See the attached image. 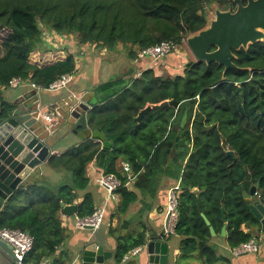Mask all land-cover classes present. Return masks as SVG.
<instances>
[{"label":"trees","instance_id":"trees-1","mask_svg":"<svg viewBox=\"0 0 264 264\" xmlns=\"http://www.w3.org/2000/svg\"><path fill=\"white\" fill-rule=\"evenodd\" d=\"M212 5L236 8L233 0H0V29L8 31L0 42V113L10 107L2 91L14 78L47 87L62 75L75 76L73 54L42 67L29 63L34 52L54 51L45 42V33L53 32L77 48L96 45L110 51L119 44L128 46L133 62L141 51L162 42L182 46L188 36L207 26V8ZM233 54L237 70H228L224 80L223 67L188 61L173 76L161 75L159 66L138 76L127 69L90 90L97 103L86 115L87 126L99 131L110 148L85 139L50 156L47 166L64 173V182L56 188L36 180L24 183L1 208L0 230L18 229L33 238L27 264L44 259L69 263L67 254L59 252L65 238L60 203L73 205L84 192L75 215L82 218L94 212L92 196L85 193L90 163L120 181L111 219L139 205L121 228L136 222L143 229L115 237L117 260L145 244L144 214L153 209L169 182H177L180 189L174 235L180 238L184 258L196 253L202 264H217L209 227L218 237L225 227L223 239L230 249L257 240L252 227L260 233L259 222L244 200L253 186L257 188L252 200L264 199V41ZM163 101L178 106L152 110L135 121L139 111ZM125 163L132 176L127 185ZM242 172V182L236 183ZM115 232L111 231L113 236Z\"/></svg>","mask_w":264,"mask_h":264},{"label":"water","instance_id":"water-1","mask_svg":"<svg viewBox=\"0 0 264 264\" xmlns=\"http://www.w3.org/2000/svg\"><path fill=\"white\" fill-rule=\"evenodd\" d=\"M233 3L236 5L234 11L215 7L214 17L208 21L207 26L185 39V45L196 62H204L206 65L215 63L223 67L222 80L228 70H237L233 64V51L246 50L249 45L264 41V0H245V5L242 0H233ZM68 100L62 114H58L61 116L60 124L65 123L80 140L93 139L101 143L104 149H109L110 143L105 137L87 126L86 115L96 105V97L72 96ZM168 106L176 108L178 103L163 101L158 105L146 106L139 111L135 121L140 122L152 110L161 111ZM40 110L36 99L21 95L12 101L5 112L0 113V211L18 187L41 174L42 166L51 156L50 143L58 125L46 130L43 121L36 119ZM243 178L244 172L235 179L236 183H241ZM256 188L251 187L244 203L259 222L260 234L264 235V199L252 200ZM60 207L67 216L76 213L74 205L60 203ZM222 220L225 221V217L222 216ZM209 231L212 236L215 235L211 227ZM224 235L225 227L221 229V236ZM162 239V236L147 233L144 246L134 256L123 257L121 260L112 258L110 252L88 239L80 250L78 264H168V247ZM0 264H16L12 250L1 241Z\"/></svg>","mask_w":264,"mask_h":264},{"label":"crops","instance_id":"crops-1","mask_svg":"<svg viewBox=\"0 0 264 264\" xmlns=\"http://www.w3.org/2000/svg\"><path fill=\"white\" fill-rule=\"evenodd\" d=\"M0 30H5V29H0ZM72 43H73L72 41L69 42L64 41L63 43H59V45H64L63 48L67 49L68 47H70ZM86 46L87 45L82 46L81 48H85ZM74 47L77 49L76 45ZM92 47H96V45H93ZM58 51H61V53H63L62 49L60 48L58 49ZM71 54L75 56L77 72L75 76H72L71 82L65 87V89L54 92H46V91L37 92L30 88L29 84L31 83L24 81L16 87H8L7 89L3 90L2 96L4 101L7 102L8 104H11L16 97L21 95H28L38 101V104L40 105V109L42 112L47 114L57 112L60 115L62 114L63 108L65 107L64 104L66 103V101H69L68 100L69 97L72 96H75L76 98L91 97L92 94L90 93V90H92L95 86L101 84L100 80H95L94 75H91L96 72V67H93V69H91L89 75L84 74L83 72H81V69L83 67L88 68V65H85L82 59V56L85 53H79V55L78 53H71ZM31 55L34 58L42 54H39L38 52H34ZM48 55L50 54L45 53L43 57ZM65 58L66 57L64 56L59 57L56 61L63 60ZM167 60L168 58L164 59V61ZM56 61H50L48 63L42 64L41 62H38V59L37 61H32L31 56L29 57V63L35 64L39 67L53 64ZM159 63L151 62L149 59L138 58L137 60L131 62V66L133 67V73L139 74L141 71L148 68L157 69ZM179 66L180 65H176V68L173 70L177 72ZM163 67L168 70L172 66H170L169 68L167 66H163ZM60 117L59 116L53 117L52 127L54 128L57 125L58 127L56 131H54L53 133L54 138L50 143L51 151H52L51 156L58 155L80 143V139L71 133V131L67 128L65 123L62 125L60 124V120H61ZM44 124L46 128V123ZM72 136L76 137L78 140L75 142L68 141L66 144L62 145L63 140L67 141ZM53 172H54L53 170L49 169L46 162L42 166L41 174L37 175V177L34 179H29L28 181L36 180L40 184L44 183V185L46 186H49L51 188H56L57 185L64 182L63 178L65 174L59 172L57 177L54 175H49V174H53ZM99 175H104V174H102V172L99 171L93 163H90L86 168V176L87 179H89V184L87 186L85 193L88 192L92 196L95 209H97L103 204L106 195L105 191L95 183V179ZM175 185H177V182L166 183L165 189L161 190L158 193V198L153 209L147 214H144V224L146 226L145 241L147 240V233H151L153 236H162L163 237L162 242L165 243L168 247V264H202V259L196 253L189 258L183 257L182 252L179 249L180 238L177 235L174 234L167 236L163 235L164 229L167 224L166 221L167 217L165 214L166 192L168 191V189L172 188ZM83 194L84 192H80L78 194V198L73 204L75 207L79 202L82 201ZM65 205H70V204H65ZM107 207L108 208L104 217L103 224L96 231L87 230V229L84 230L76 229L74 221H75V217L77 216L75 214L71 216H67L65 213L62 212V210H60L59 222H60V227L64 232L65 238H64V243L61 245L59 249V252L61 251L67 254L68 258L70 259L68 264H78V256L80 254V250L84 242L88 239H91L92 242L96 243L99 246H102L105 251L110 252L112 254V258H115L114 257V249L116 246L115 237L126 236L129 233L136 234L143 229V226L142 225L137 226L136 222L130 223L128 228L125 229L121 228L124 223L131 221L132 216L137 213L139 207L138 203L133 204L129 208L128 212L125 215H123L124 217L118 216L119 217L118 220L115 219L116 216H114V218L111 219V216L114 215V209L116 208V203L109 202ZM120 218H122L123 220L122 223H119ZM119 224H121V226H118ZM114 230L116 232L114 233L113 236L111 231ZM242 230L244 232H248L249 228L243 226ZM253 232L255 233L254 236L255 237L257 236L256 241L258 243L259 250L255 253H248L243 255H234L232 253V249L229 248L227 242L225 241V239H223V236L218 237L213 235L214 237L212 236L211 244L215 247V251H216L215 255L218 259L217 264H264V245L260 244L261 242L263 243L264 236L256 232L255 230ZM143 246L137 247L136 249H141ZM28 258H30L29 255L27 259ZM41 262L50 263L49 260H45V259Z\"/></svg>","mask_w":264,"mask_h":264},{"label":"built area","instance_id":"built-area-1","mask_svg":"<svg viewBox=\"0 0 264 264\" xmlns=\"http://www.w3.org/2000/svg\"><path fill=\"white\" fill-rule=\"evenodd\" d=\"M45 42L54 46L59 43H63L62 40L58 38V36L54 35L53 32L45 33ZM185 44V40L183 41ZM178 48L177 45L171 42H162L158 45L149 47L144 49L138 54L139 59H149L151 62H161L164 60L170 53H174ZM137 76L139 74H136ZM72 75L65 74L57 78L53 83L48 85L47 87L36 86L34 84H29L30 88L37 91H46V92H54L58 90L65 89V87L71 82ZM20 83H22L18 79H12L9 81V87H16ZM58 116V113L47 114L42 112L41 110L37 112L36 119L42 120L46 123V130H49L53 125V117ZM124 173L127 175V185L131 182L132 176L130 172V166L128 164L122 165ZM95 183L101 187L106 195L103 204L94 210V212L90 216L86 217H75V227L79 230H84L89 228L92 231L98 230L104 221L105 214L107 212V206L109 202H117V197L115 195V191L120 186V181L116 179L113 175H99L95 179ZM180 193V189L178 185L173 186L168 189L166 192V206H165V214L167 217V224L164 229V236L174 234V228L177 222V202L178 195ZM0 241L5 243L10 249L15 257L16 264H27V257L33 250V238L18 229H1L0 230ZM139 249H134L130 251L124 258L134 256ZM259 250L258 243L255 239H251L248 242L242 243L237 247L232 249V253L234 255H243L248 253H255ZM39 264H52L48 262H41Z\"/></svg>","mask_w":264,"mask_h":264},{"label":"rangeland","instance_id":"rangeland-1","mask_svg":"<svg viewBox=\"0 0 264 264\" xmlns=\"http://www.w3.org/2000/svg\"><path fill=\"white\" fill-rule=\"evenodd\" d=\"M215 7H217L216 5H212L211 7H208V21L213 19L214 17V9ZM8 31L6 30H0V40L4 39L7 35ZM69 42V41H67ZM64 45H59L56 44L52 47H54V51H51L47 54H50L48 56H44V54L37 56V57H32L31 59L32 61H37L41 62L42 64L48 63L50 61H56L59 57H66L68 54L71 53H85L82 56V59L85 63V65H88V68L83 67L81 69V72H83L84 74H90L91 69H93V67H96V72L94 74V79L95 80H100L101 83L103 82H107L110 80H114L118 77L121 76L122 73H124L127 69H133V67L131 66V62L128 59L127 53H128V46L124 47L122 45H117L116 48L112 49V50H104V49H99L97 47H92V46H86L85 48H81V49H76L74 46L75 44L72 43L70 45V47H68L67 49L63 48ZM62 49L61 51H58V49ZM64 49V50H63ZM44 58V59H43ZM168 60L164 61L162 60L159 63V71L161 73V75L167 76H173L175 75L177 72L173 69L176 68V65H180V69L183 67V65H185L186 62L188 61H195L193 55L191 54L190 50L186 47V45L183 43L182 46L178 47L174 53H170L167 56ZM81 59V60H82ZM174 64V65H172ZM163 66H167L168 68L170 67L168 70L166 68H164ZM178 67V71H180ZM88 70V71H87ZM90 78V77H89ZM69 129V128H68ZM78 139L74 136L70 137L67 141L63 140L62 145L66 144L68 141L70 142H75ZM66 141V142H65ZM58 171H54L53 174H49V175H54L57 177L58 175ZM44 184V183H43ZM119 217H124V216H119ZM118 216H116L115 219H119ZM124 219V218H123ZM119 223H122V218H120ZM118 226H121V224H119ZM254 230L256 231L255 227ZM253 230V231H254ZM257 232V231H256ZM255 235V233H254ZM264 236V235H263ZM260 244L264 245V241L263 243L261 242Z\"/></svg>","mask_w":264,"mask_h":264}]
</instances>
